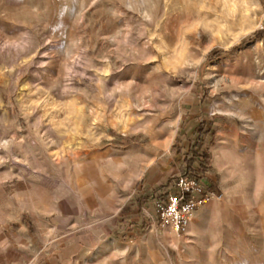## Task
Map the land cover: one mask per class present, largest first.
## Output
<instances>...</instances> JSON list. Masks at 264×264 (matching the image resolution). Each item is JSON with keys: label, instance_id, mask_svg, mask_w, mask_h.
<instances>
[{"label": "rangeland", "instance_id": "rangeland-1", "mask_svg": "<svg viewBox=\"0 0 264 264\" xmlns=\"http://www.w3.org/2000/svg\"><path fill=\"white\" fill-rule=\"evenodd\" d=\"M0 264H264V0H0Z\"/></svg>", "mask_w": 264, "mask_h": 264}, {"label": "built area", "instance_id": "built-area-1", "mask_svg": "<svg viewBox=\"0 0 264 264\" xmlns=\"http://www.w3.org/2000/svg\"><path fill=\"white\" fill-rule=\"evenodd\" d=\"M177 191H170L157 201L158 220L162 227H170L175 233H184L194 213L215 194L202 180L179 175Z\"/></svg>", "mask_w": 264, "mask_h": 264}, {"label": "trees", "instance_id": "trees-1", "mask_svg": "<svg viewBox=\"0 0 264 264\" xmlns=\"http://www.w3.org/2000/svg\"><path fill=\"white\" fill-rule=\"evenodd\" d=\"M199 163H195L194 161H191L188 163L187 167L191 170V169H194L195 168V165H198L199 168L203 169L205 168L206 166V160H207V156L206 155H203L202 157H199ZM204 170V169H203ZM183 176H190L192 178H195L197 180H200V178L193 174V173H189V172H184Z\"/></svg>", "mask_w": 264, "mask_h": 264}]
</instances>
